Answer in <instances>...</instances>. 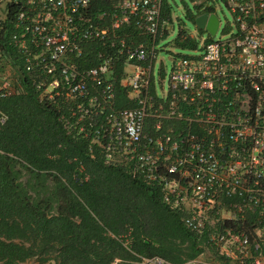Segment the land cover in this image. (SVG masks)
<instances>
[{"label": "built area", "instance_id": "1", "mask_svg": "<svg viewBox=\"0 0 264 264\" xmlns=\"http://www.w3.org/2000/svg\"><path fill=\"white\" fill-rule=\"evenodd\" d=\"M206 1L194 0L196 15H214ZM220 1L233 29L173 59L167 90L157 94L166 0H107L102 8L93 0H4L17 7L8 29L4 8L0 32L21 76L9 65L15 78L0 76V98L14 95L23 77L37 103L57 110L66 135L155 188L223 262L264 264V0ZM137 264L174 263L151 256ZM178 264L218 263L202 252Z\"/></svg>", "mask_w": 264, "mask_h": 264}, {"label": "trees", "instance_id": "2", "mask_svg": "<svg viewBox=\"0 0 264 264\" xmlns=\"http://www.w3.org/2000/svg\"><path fill=\"white\" fill-rule=\"evenodd\" d=\"M16 9L5 5V29ZM181 36L178 46L195 47ZM4 39L1 31L0 56L21 76ZM57 115L23 77L14 95L0 98V264H137L151 256L178 264L207 248L155 188L103 164L97 149L62 131Z\"/></svg>", "mask_w": 264, "mask_h": 264}, {"label": "rangeland", "instance_id": "3", "mask_svg": "<svg viewBox=\"0 0 264 264\" xmlns=\"http://www.w3.org/2000/svg\"><path fill=\"white\" fill-rule=\"evenodd\" d=\"M6 2L3 0L0 3V19L4 15L3 11ZM166 3L169 6L170 27L166 35L157 42V52L153 66V85L157 94L164 93L167 90V78L173 59L178 56L197 54L200 52V46L205 42L226 36L233 29L232 15L220 0H207L205 2L212 9L218 21L217 31L214 36H210L205 30L196 28L193 23L192 19L195 13L194 0H166ZM179 34H186L192 40L196 41L198 44L197 49H184L178 46L176 40ZM0 75L11 78L15 76L9 68V64L1 56ZM203 252L204 259H208L209 261L217 260V254L212 250L205 248ZM31 263V261H28L23 264Z\"/></svg>", "mask_w": 264, "mask_h": 264}, {"label": "water", "instance_id": "4", "mask_svg": "<svg viewBox=\"0 0 264 264\" xmlns=\"http://www.w3.org/2000/svg\"><path fill=\"white\" fill-rule=\"evenodd\" d=\"M192 20L196 28L200 30H205L210 36L214 35L217 25H218V21L215 15H212V14L211 15H207V14L196 15L194 13Z\"/></svg>", "mask_w": 264, "mask_h": 264}]
</instances>
